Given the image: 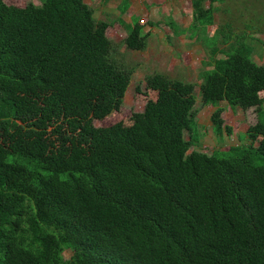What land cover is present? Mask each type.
Returning a JSON list of instances; mask_svg holds the SVG:
<instances>
[{
    "label": "trees",
    "instance_id": "1",
    "mask_svg": "<svg viewBox=\"0 0 264 264\" xmlns=\"http://www.w3.org/2000/svg\"><path fill=\"white\" fill-rule=\"evenodd\" d=\"M218 1L191 0L194 36ZM146 26L131 23L128 50H146ZM110 27L84 0H0V264H264V65L228 29L207 39L212 128L232 132L222 102L258 120L247 144L190 152L196 86L164 73L146 77L156 97L143 112L94 125L120 112L134 73Z\"/></svg>",
    "mask_w": 264,
    "mask_h": 264
},
{
    "label": "rangeland",
    "instance_id": "2",
    "mask_svg": "<svg viewBox=\"0 0 264 264\" xmlns=\"http://www.w3.org/2000/svg\"><path fill=\"white\" fill-rule=\"evenodd\" d=\"M84 1L94 10L96 21L110 23L111 27L107 35L115 45L114 59L134 70L120 112L104 121L95 120L96 127H106L119 121L128 123L134 113L143 112L147 102L156 97L155 92L148 90L146 77L160 72L196 86L198 110L196 131L200 141L191 148L190 152L200 151L211 155L215 151H224L248 143L246 132L250 126L257 123L256 111L236 108L231 110L226 102H222L220 105H226L228 112L223 115L224 124L231 127L232 132L217 133L210 121L216 107L203 105L199 96V86L202 82L200 73L203 70L202 62L210 59L208 46L211 45L206 41L217 28L228 29L232 36L231 43L244 44L253 51L251 59L258 65H264V0H219L214 4L215 24L208 27L205 34L199 33L195 36L189 29L193 23L191 0ZM5 2L7 5L21 8L41 5V0H5ZM127 5L128 9L124 12L123 9ZM206 5L209 7V2ZM136 18L147 24L144 32L149 33V37L148 46L144 51L128 50L123 42L131 23H135ZM171 21L186 32L176 34L168 24ZM148 23H153L155 26L150 27ZM218 48L227 49L222 37L219 38ZM224 57L223 54L218 55V58ZM137 88L141 89V93ZM185 138L189 140V132L185 133ZM71 254L67 251L64 256L69 259Z\"/></svg>",
    "mask_w": 264,
    "mask_h": 264
},
{
    "label": "crops",
    "instance_id": "3",
    "mask_svg": "<svg viewBox=\"0 0 264 264\" xmlns=\"http://www.w3.org/2000/svg\"><path fill=\"white\" fill-rule=\"evenodd\" d=\"M221 107L224 109V112H223V115L224 114H227L228 112L226 111V105H221ZM229 107V106H228ZM230 108V107H229ZM232 110V109H231ZM231 113H232V111H231Z\"/></svg>",
    "mask_w": 264,
    "mask_h": 264
}]
</instances>
